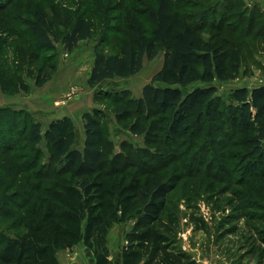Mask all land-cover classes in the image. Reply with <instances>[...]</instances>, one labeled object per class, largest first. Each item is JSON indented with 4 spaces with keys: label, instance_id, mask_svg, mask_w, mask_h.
<instances>
[{
    "label": "trees",
    "instance_id": "16d2710c",
    "mask_svg": "<svg viewBox=\"0 0 264 264\" xmlns=\"http://www.w3.org/2000/svg\"><path fill=\"white\" fill-rule=\"evenodd\" d=\"M192 1L127 0L119 9L125 30L119 49L105 52L104 40L95 48L89 76L93 88L137 74L145 59L153 60L163 51V65L143 87L142 96L99 90L112 101L117 121L144 137V146L124 140L116 151L98 107L83 113L82 147L76 146L77 131L69 116L51 121L44 130L29 110L0 107V264H62L58 250L79 243L92 251L95 264H112L108 234L114 224L129 221L132 227L125 235L120 264H202L180 246L178 218L168 209L182 180V173L170 169L184 170L179 160L189 154L183 148L192 137L208 141L204 149L210 146L216 154L229 146L226 137L240 146L233 169L224 162L217 165L227 176L235 173L242 187L232 191L226 203L231 212L220 221L221 236L240 232L244 219L238 243L241 258L264 264V85L236 87L227 102L214 85L216 80L235 79L242 65L238 47L215 41L238 29L231 16L246 15L249 26L257 27L263 12L255 6L248 14L242 0L209 2L204 20L209 23L212 17L216 30V38L209 40L189 15ZM194 2L199 7L205 0ZM9 5L0 0L3 12ZM220 8L229 13L217 19L214 13ZM29 14L31 44L21 42L30 51L27 59L23 54L13 57L15 39L0 36V89L5 94L29 91L20 65L25 62L37 86L51 80L58 69L60 35L72 52L95 31L93 15L82 8H61L53 18L41 4ZM7 23V16L0 17V29L15 34ZM113 28L120 33L114 23ZM196 81L205 85L184 91ZM44 140L46 160L40 147ZM191 220L196 229H207L206 221L194 213Z\"/></svg>",
    "mask_w": 264,
    "mask_h": 264
},
{
    "label": "rangeland",
    "instance_id": "374dc122",
    "mask_svg": "<svg viewBox=\"0 0 264 264\" xmlns=\"http://www.w3.org/2000/svg\"><path fill=\"white\" fill-rule=\"evenodd\" d=\"M3 1H9L10 5L4 12L0 8V17L7 16L11 24L7 23L6 28L14 30L15 34H9V31L0 29V36L8 37L10 35L12 39H15L11 55L17 58L23 54L24 58L27 59L30 53L27 48L24 50V45L21 42L25 40L29 41L27 23L30 24L32 22L29 13L38 5L42 4L43 9L53 18L56 15V11L61 8H69L71 10L82 8V11L93 15V24L95 25L93 36L80 41L72 52L65 49L61 35L56 42L58 69L51 79L52 81L57 80V82H54L52 88L56 87L58 83L61 92L57 95L53 103V109L50 112L61 113L65 108L72 110L70 118L74 122L77 131V147H82L85 139L83 113L87 110L93 111L96 107L105 115L103 124L108 137L114 143L116 151L121 149V143L124 140L130 141L135 147L144 146V137L134 135L123 123L117 121L112 101L103 96L101 97L99 90L113 93L128 91L133 97L142 96L143 87L152 81L156 72L162 67L164 61L163 51L153 60L146 59L143 69L133 76L127 78L116 77L106 80L96 88L89 85L90 69L94 63L96 45L104 40L101 48L105 52H115L119 49V43L125 32L122 28L121 10L127 0ZM194 1L197 2V0L192 1L193 6L188 10L189 15L195 19L197 28L202 29L200 32L203 37L209 40L215 39L216 30L212 28V24L210 23L213 18L210 16L209 23H206L204 20V8L209 5V2L214 3L217 0H205L199 7H197V3ZM242 2L245 5H243L244 9L249 12L248 14L256 6L261 9L264 16V7L260 4L261 2H255L254 0H242ZM226 13L229 12L221 8L217 9V12L214 13L217 15L215 18L218 19ZM235 15L231 16L234 23H236L232 24V26L238 29L235 32L227 33V35L222 34L215 40L219 44L230 43L238 47L242 55L240 72L235 79L227 81L216 80L214 82V85L218 88V95L226 102L229 99L231 91L238 86L245 85L253 88L264 85V18L260 25L253 27L248 24V16L241 14V17H238ZM117 17H119L118 20H116ZM16 20H19L24 26L22 24L18 26L13 25L12 23ZM113 23L119 27L120 33H117L114 29L116 26L113 28ZM56 27L59 33L62 34L63 28L59 25ZM18 33H22L23 35L16 36ZM20 65L22 75L30 86L29 91L26 92L29 93L33 88H39L40 86H37L35 83L34 75L30 73L31 70L29 69L32 68L26 62ZM34 69L36 72L38 68ZM204 85V82L196 81L183 89L185 92H188L195 87ZM52 88L50 87V89ZM72 89L76 90V94L66 101L64 97ZM36 109L39 110L35 112L29 110L35 119H37L36 113L41 116L45 114L43 108ZM40 122H42L44 130H46L50 123L49 121ZM218 138L226 141L224 137ZM226 138L229 140L227 143L229 146L216 154V150L211 149L210 146L206 150L204 149L208 141L203 143L204 140L199 139L198 142L197 137H192L183 148L187 152L190 150L189 154H181L182 157L179 160L184 165V170L170 169V173L171 171L182 173V180L177 190L172 194L168 206L169 211L175 213L178 218L179 244L183 249L193 254L202 264H248L247 259L241 258V252L238 249V243L242 240L245 220L242 219L240 221V232L237 234L221 236L224 229H221L219 226L223 217L231 212V209L227 208L226 203L231 197L232 191L242 189L235 173L232 174L233 177L227 176L217 166L219 161L220 163L224 162L228 169H233L237 165L235 155L241 151L240 146H234V143L236 144L237 142L232 140L233 137ZM40 147L43 152V160H46L48 157L47 142L44 140ZM192 162L193 166H191ZM207 165L211 166L207 168ZM224 191L227 192L221 194ZM192 213L196 217L206 221L207 229L195 228V224L191 220ZM4 221L7 224L9 220L4 219ZM131 227L132 221H129L126 223H116L111 228L108 234V246L111 252L112 264H120L121 251L127 242L125 235ZM57 255L62 264H95L92 251L83 243H79L71 249H60Z\"/></svg>",
    "mask_w": 264,
    "mask_h": 264
},
{
    "label": "crops",
    "instance_id": "0c3cea01",
    "mask_svg": "<svg viewBox=\"0 0 264 264\" xmlns=\"http://www.w3.org/2000/svg\"><path fill=\"white\" fill-rule=\"evenodd\" d=\"M254 1L259 2V3L261 2L260 4H262L264 7V0H254ZM93 65H94V63L92 64L90 70H92ZM54 82H57V80L55 79L52 81V79H51L49 82L46 83V85L44 84L45 86L44 85H43V87L40 86L42 88H40V87L39 88H33V90L29 93H27L25 91H21V92L16 93V94H5L0 89V107L11 106V107H14L17 109H27V110H30L31 112H35L37 110L36 108H43V112H45V114L43 116L36 113V118L39 121L51 122L53 120L63 118L65 116L70 117L72 110L68 109V108L63 109V111L61 113L50 112V110L53 109V103H54L57 95L61 92V89H59L60 86L58 85V83H57L56 87L52 88ZM50 87L52 89H50ZM40 110H42V109H40ZM47 112H50V113H47Z\"/></svg>",
    "mask_w": 264,
    "mask_h": 264
},
{
    "label": "built area",
    "instance_id": "2783aa9c",
    "mask_svg": "<svg viewBox=\"0 0 264 264\" xmlns=\"http://www.w3.org/2000/svg\"><path fill=\"white\" fill-rule=\"evenodd\" d=\"M66 55H68L67 53H66ZM76 94V90L75 89H72L71 91H69L66 95H65V100L67 101V100H69V99H71L74 95ZM65 101V102H66Z\"/></svg>",
    "mask_w": 264,
    "mask_h": 264
}]
</instances>
